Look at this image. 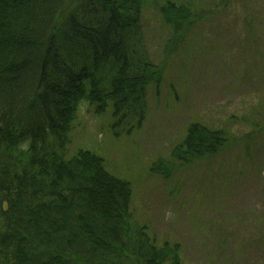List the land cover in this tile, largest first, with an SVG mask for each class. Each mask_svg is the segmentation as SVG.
Here are the masks:
<instances>
[{"label":"trees","instance_id":"trees-1","mask_svg":"<svg viewBox=\"0 0 264 264\" xmlns=\"http://www.w3.org/2000/svg\"><path fill=\"white\" fill-rule=\"evenodd\" d=\"M144 0H0V264H179L133 222L132 189L103 157H69L79 102L114 117L145 118L164 70L150 55ZM177 50L199 19L191 4L160 8ZM118 122L116 125H121ZM224 130L192 124L171 158L217 155ZM158 161L153 172L171 175Z\"/></svg>","mask_w":264,"mask_h":264},{"label":"rangeland","instance_id":"rangeland-1","mask_svg":"<svg viewBox=\"0 0 264 264\" xmlns=\"http://www.w3.org/2000/svg\"><path fill=\"white\" fill-rule=\"evenodd\" d=\"M167 1L144 0L147 47L164 70L144 120L120 121L111 106L98 114L83 100L69 157H103L131 186L133 222L160 245L178 244L179 264H264V0H173L199 19L171 54ZM192 124L224 130L228 143L182 166L171 153ZM158 161L173 164L171 175L153 172Z\"/></svg>","mask_w":264,"mask_h":264}]
</instances>
